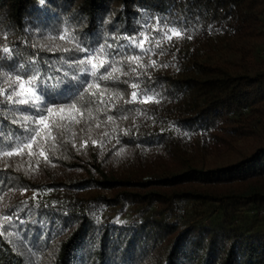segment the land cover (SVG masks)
I'll return each instance as SVG.
<instances>
[{"label": "trees", "instance_id": "obj_1", "mask_svg": "<svg viewBox=\"0 0 264 264\" xmlns=\"http://www.w3.org/2000/svg\"><path fill=\"white\" fill-rule=\"evenodd\" d=\"M171 30L138 78L74 63L77 44L122 61L125 37ZM18 65L84 115L4 157L39 115L4 100ZM132 83L155 101L125 103ZM10 212L0 264H264V0H0V226Z\"/></svg>", "mask_w": 264, "mask_h": 264}, {"label": "snow or ice", "instance_id": "obj_2", "mask_svg": "<svg viewBox=\"0 0 264 264\" xmlns=\"http://www.w3.org/2000/svg\"><path fill=\"white\" fill-rule=\"evenodd\" d=\"M45 2L46 0H40V3L42 5ZM173 36L179 38L182 37L183 34L181 32L171 30V35H168L167 32H165L162 36L159 37L149 38L145 36L143 39L140 40H138L135 36L125 37V39L128 40V44L120 45L118 50L116 51V55H120V49L123 48H135L138 49L139 52L134 55H127L122 61H116L109 57L108 54L105 52L103 46H101L99 51L97 52L94 50H90L87 47H80L79 44H77L75 51L84 52L87 53V55L83 58L75 60L74 63L80 66H90L91 75L94 77L101 72V69H104V73L99 75L98 77L99 80L103 81H117L120 79L121 75H129V72H125L121 67H117V64L123 63L127 64L129 66L130 72L136 73L138 78L139 75L143 74L139 72L138 69H143L148 66L141 61V56L152 52L153 47H159L161 45L162 40L170 41ZM63 38L64 37L62 36L61 39ZM146 42L150 45L148 48L145 47ZM108 47H111V45H109ZM2 51L5 54L6 58H11L12 49L4 47ZM65 51H72V49H65ZM100 57L104 58L100 59ZM98 59L99 63L97 62ZM155 65L156 61L152 60L150 62V66L154 67ZM17 68L20 70L16 72L14 78H12L8 72L4 73V77L7 79V82L9 84V88L6 89L3 93L4 100L12 104L22 106L25 110L35 111L36 113H39V115H37L34 119H31L28 116L23 117V120L26 123L32 124L33 127L24 129V132L28 135L26 137L21 138L18 143L9 144L10 150L4 151L2 153L4 157H11L13 154L22 155L24 153L25 148L31 149L33 146V142H36L37 138L40 137V126L43 125L45 129H48L49 117L53 114H64L69 111H74L79 112L81 117L84 115V113L80 111V109L77 107V104L75 103L71 104L68 107H61L59 109L49 107L45 102L47 89L43 81L41 80L39 69L28 68L24 70L25 66L23 65H18ZM87 70L88 69H86V71ZM73 79H76V77L74 76ZM124 83L127 84L128 82L124 81ZM130 87L133 89V91L131 92V99L125 101V103H150L155 101V98L153 96H148L146 94L142 97L140 96V92L138 91L140 87L139 84L132 83ZM93 89H95V91ZM86 91L89 92L90 95L98 97L99 103H105L104 96L106 90H101L100 85L98 83H89ZM113 97H118L121 99L123 98L120 96V93H112L109 95V99H112ZM87 114L88 116H91V109L87 110ZM60 120L64 121L65 123L61 124L54 121L53 125L59 128L67 127L68 124L72 122H75L77 124L80 123V120L77 119L75 115H60ZM112 120L113 118L109 116L108 121L111 122ZM97 127H99V125H97ZM49 135H51L50 132ZM93 143H95V141H93ZM29 154L31 155V152ZM40 155L44 156V153L41 152ZM44 158L45 160H47V156H45ZM13 215L14 213L10 212L9 214L4 216V220L6 221V223L0 226V228L3 229L2 231H0V235L6 233L8 231V228L13 226ZM15 219L18 220L20 224H23V220H20L19 216H15Z\"/></svg>", "mask_w": 264, "mask_h": 264}]
</instances>
